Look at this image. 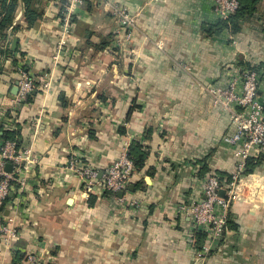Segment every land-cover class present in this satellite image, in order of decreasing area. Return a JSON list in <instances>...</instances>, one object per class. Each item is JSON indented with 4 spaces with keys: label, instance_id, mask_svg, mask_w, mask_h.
<instances>
[{
    "label": "crops",
    "instance_id": "obj_1",
    "mask_svg": "<svg viewBox=\"0 0 264 264\" xmlns=\"http://www.w3.org/2000/svg\"><path fill=\"white\" fill-rule=\"evenodd\" d=\"M121 2L136 18L125 47L114 45L117 17L91 0L73 15L58 62L63 13L52 0H35L42 15L31 27L20 0L13 24L21 27L12 24L0 40V131L21 132L20 147L35 158L2 208L17 234L0 237V264H19L28 253L40 264H264L259 149L246 160L222 236L210 239L180 209L204 197L210 174L227 186L238 169L242 143L225 140L234 132L230 113L207 87L227 86L244 61L261 67L264 101V10L234 34L217 29L211 0ZM25 63L50 88L16 103ZM132 143L147 156L123 196L98 187L88 194L67 167L76 153L101 179ZM248 161L256 165L245 172Z\"/></svg>",
    "mask_w": 264,
    "mask_h": 264
},
{
    "label": "built area",
    "instance_id": "obj_2",
    "mask_svg": "<svg viewBox=\"0 0 264 264\" xmlns=\"http://www.w3.org/2000/svg\"><path fill=\"white\" fill-rule=\"evenodd\" d=\"M60 5L63 13L62 34L58 49L54 56L58 62L68 38L72 35L73 15L88 0H52ZM96 4L109 7L111 13L119 20L115 46L125 47L132 41L136 18L121 0H91ZM214 10L220 20L228 21L240 7V0H211ZM234 74L227 86H208L215 104L223 106L230 113L234 132L225 136L231 144L242 143L237 149L239 157L238 169L232 175L227 186L221 179L210 174L205 182L204 197L192 204H183L180 209L188 213L197 229L208 231L210 239L218 238L227 230L230 208L236 196L241 177L246 168V160L254 148L259 149L264 158V101L259 97V86L262 70L241 65L234 68ZM50 74L45 73L44 78ZM41 83V84H40ZM26 70L21 71L17 82L18 91L14 97L16 103H25L32 93L38 89L48 90L50 80L40 82ZM241 85V89H239ZM129 147L126 146L119 157L104 171L103 178H99V171L84 161L81 155L71 154L68 168L81 177L85 191L90 194L95 189L103 188L113 193L126 191L130 186L136 171L135 164L129 156ZM35 162L31 148L18 146L15 140H5L0 145V207L3 208L11 194L19 191L26 184L25 172H29ZM8 164L11 169L8 170ZM225 189V194L221 190ZM17 232L5 220L3 210L0 211V237L7 241L16 236ZM212 238V239H213ZM211 244L205 245V251L210 250ZM19 264H40V258L35 253H28Z\"/></svg>",
    "mask_w": 264,
    "mask_h": 264
},
{
    "label": "trees",
    "instance_id": "obj_3",
    "mask_svg": "<svg viewBox=\"0 0 264 264\" xmlns=\"http://www.w3.org/2000/svg\"><path fill=\"white\" fill-rule=\"evenodd\" d=\"M25 6L24 20L27 22L28 27L33 26L37 20L42 15V10L35 6V0H22ZM20 0H0V40L7 41L9 38V34L7 30L13 24L15 19L16 10L19 6ZM264 0H240V7L237 12L234 13L228 21L220 20L217 25L218 30L229 29L234 34L240 32L243 27V23L250 18L257 16L261 13L260 7L263 5ZM21 24H13V28L21 27ZM108 41H103L101 43V47L107 45ZM19 50V49H18ZM7 53V51H6ZM14 54L12 50L8 49V54ZM22 56L26 55V52L21 51ZM244 65L250 68L260 69L261 67L251 65L248 62L242 61ZM29 65L27 63L23 64L22 68L28 71ZM40 83V82H39ZM36 92H39L38 90ZM34 92L32 93V96ZM63 99V96H61ZM0 137L5 140H15L20 147L23 143V139L21 132L19 131H7L5 130L3 133L0 131ZM129 156L133 160L136 169H140L143 167L145 158L147 153L142 149V146L139 143H132L129 147ZM251 162V161H250ZM249 161L247 162L248 168L245 172L252 171L256 164H251ZM129 188V187H128ZM10 199V198H9ZM4 206V205H3ZM2 208L0 207V211ZM201 235V234H199ZM203 235H201V238ZM19 260L23 259V256H18Z\"/></svg>",
    "mask_w": 264,
    "mask_h": 264
},
{
    "label": "water",
    "instance_id": "obj_4",
    "mask_svg": "<svg viewBox=\"0 0 264 264\" xmlns=\"http://www.w3.org/2000/svg\"><path fill=\"white\" fill-rule=\"evenodd\" d=\"M16 43H17V40L14 41V44H16ZM17 91H18V86H17V84H16L15 89H14V91H13V93H14V97H15ZM7 167H8V170H10V169H11V164H8ZM225 192H226L225 189H222V190H221V194H222V195H224ZM123 194H124V191H120V192H119V195H120V196H123Z\"/></svg>",
    "mask_w": 264,
    "mask_h": 264
},
{
    "label": "rangeland",
    "instance_id": "obj_5",
    "mask_svg": "<svg viewBox=\"0 0 264 264\" xmlns=\"http://www.w3.org/2000/svg\"><path fill=\"white\" fill-rule=\"evenodd\" d=\"M260 10H264V7H262V9H261V7H260Z\"/></svg>",
    "mask_w": 264,
    "mask_h": 264
}]
</instances>
